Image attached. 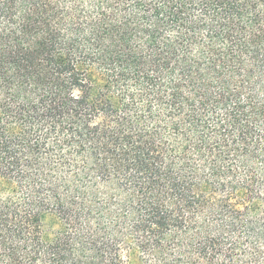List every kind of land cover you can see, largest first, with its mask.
<instances>
[{"label":"trees","instance_id":"trees-1","mask_svg":"<svg viewBox=\"0 0 264 264\" xmlns=\"http://www.w3.org/2000/svg\"><path fill=\"white\" fill-rule=\"evenodd\" d=\"M0 264H264V0H0Z\"/></svg>","mask_w":264,"mask_h":264}]
</instances>
